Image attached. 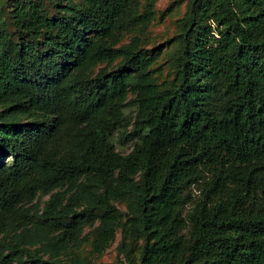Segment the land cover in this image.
<instances>
[{
	"label": "trees",
	"instance_id": "16d2710c",
	"mask_svg": "<svg viewBox=\"0 0 264 264\" xmlns=\"http://www.w3.org/2000/svg\"><path fill=\"white\" fill-rule=\"evenodd\" d=\"M157 1L0 0V264H264V0Z\"/></svg>",
	"mask_w": 264,
	"mask_h": 264
},
{
	"label": "rangeland",
	"instance_id": "374dc122",
	"mask_svg": "<svg viewBox=\"0 0 264 264\" xmlns=\"http://www.w3.org/2000/svg\"><path fill=\"white\" fill-rule=\"evenodd\" d=\"M172 2H174L173 7H176L171 12H166L163 14L164 9H166ZM187 0H158L156 9H157V17L154 21V24L150 28V33L148 38L150 39V43L147 44L148 47L153 44H161L163 48H167L170 45V42L166 40L174 34L177 26V18L183 15L186 9ZM172 7V8H173ZM124 151H129L131 149V144L122 147ZM48 195H44L42 200H45ZM119 237L116 241H114L103 253L96 254L89 252V248L84 249L83 254L86 253L88 255L85 260L88 264H118V244Z\"/></svg>",
	"mask_w": 264,
	"mask_h": 264
}]
</instances>
